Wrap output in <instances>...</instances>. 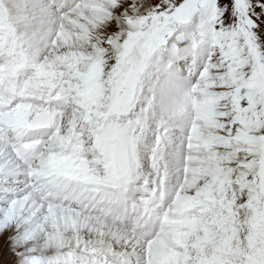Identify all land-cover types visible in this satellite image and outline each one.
Wrapping results in <instances>:
<instances>
[{
    "label": "snow or ice",
    "instance_id": "6c2138e0",
    "mask_svg": "<svg viewBox=\"0 0 264 264\" xmlns=\"http://www.w3.org/2000/svg\"><path fill=\"white\" fill-rule=\"evenodd\" d=\"M0 264H264V0H0Z\"/></svg>",
    "mask_w": 264,
    "mask_h": 264
}]
</instances>
